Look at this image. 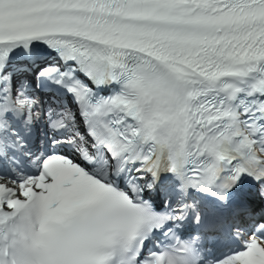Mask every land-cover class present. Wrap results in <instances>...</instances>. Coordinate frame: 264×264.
Segmentation results:
<instances>
[{
  "label": "snow or ice",
  "instance_id": "1",
  "mask_svg": "<svg viewBox=\"0 0 264 264\" xmlns=\"http://www.w3.org/2000/svg\"><path fill=\"white\" fill-rule=\"evenodd\" d=\"M0 264H264V0H0Z\"/></svg>",
  "mask_w": 264,
  "mask_h": 264
}]
</instances>
